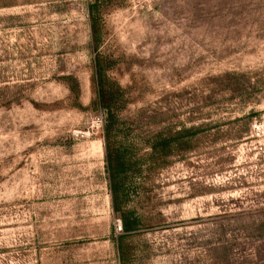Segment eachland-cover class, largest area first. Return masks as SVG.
<instances>
[{"label":"rangeland","instance_id":"rangeland-1","mask_svg":"<svg viewBox=\"0 0 264 264\" xmlns=\"http://www.w3.org/2000/svg\"><path fill=\"white\" fill-rule=\"evenodd\" d=\"M92 3L0 0V264H264V0L98 5L126 97L124 237L90 108ZM158 133L180 138L166 157Z\"/></svg>","mask_w":264,"mask_h":264},{"label":"trees","instance_id":"trees-1","mask_svg":"<svg viewBox=\"0 0 264 264\" xmlns=\"http://www.w3.org/2000/svg\"><path fill=\"white\" fill-rule=\"evenodd\" d=\"M102 0H93L89 5L88 12L90 18L91 37L90 42L94 45V57L92 59V76L91 85L93 97L90 101V108L99 109L104 112L105 118L103 121V139L108 156V171L110 179V194L112 210L119 216L121 222V230L123 235L127 236L131 232L137 230L139 226V217L133 211L126 210L124 205L126 202L127 192L125 190L123 175L126 171L127 162L126 149L115 147L112 137L118 133L120 123L119 112L126 105L125 91L120 84L112 78L108 71L112 67L111 61L107 56L99 53V31L96 29V14L98 5ZM78 85L76 82L70 85V90L77 94ZM196 130L183 129L177 132L178 137H183L185 134H195ZM180 138H171L163 133H158L150 139L148 148L149 155L166 157L172 153L173 148H178ZM114 149V151H112ZM113 152V154H111ZM120 237V238H121ZM119 259L123 263L125 253L120 245H117Z\"/></svg>","mask_w":264,"mask_h":264},{"label":"built area","instance_id":"built-area-1","mask_svg":"<svg viewBox=\"0 0 264 264\" xmlns=\"http://www.w3.org/2000/svg\"><path fill=\"white\" fill-rule=\"evenodd\" d=\"M100 124L102 121L100 120ZM260 134H264V122L254 121L250 127V135L252 136H259ZM118 230H121L120 223H118Z\"/></svg>","mask_w":264,"mask_h":264}]
</instances>
